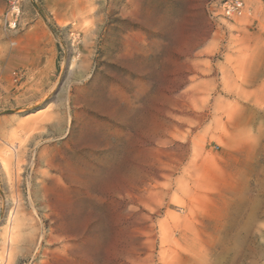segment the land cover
I'll use <instances>...</instances> for the list:
<instances>
[{
    "label": "rangeland",
    "instance_id": "obj_1",
    "mask_svg": "<svg viewBox=\"0 0 264 264\" xmlns=\"http://www.w3.org/2000/svg\"><path fill=\"white\" fill-rule=\"evenodd\" d=\"M225 1L0 0V264H264V0Z\"/></svg>",
    "mask_w": 264,
    "mask_h": 264
},
{
    "label": "bare ground",
    "instance_id": "obj_2",
    "mask_svg": "<svg viewBox=\"0 0 264 264\" xmlns=\"http://www.w3.org/2000/svg\"><path fill=\"white\" fill-rule=\"evenodd\" d=\"M25 152V151H24ZM14 153H15V156H16V159H17V162L20 160V157L19 156H21V155H18L19 153L17 152V151H14ZM11 154V153H10ZM11 156V155H10ZM13 157H11L10 159H12ZM6 159V158H5ZM14 159V158H13ZM21 164V163H20ZM4 165V164H3ZM10 165V164H9ZM3 170H4V167H3ZM108 177V175H107V173H106V171L105 170H101V169H98V170H96L95 172H94V174H92L91 176H90V178H89V182H92V181H95L96 179H100V180H105L106 178ZM12 180V179H11ZM12 211H10V213H11ZM16 215V214H15ZM14 217V216H13ZM9 219H10V217H9ZM16 219V218H15ZM19 220V219H18ZM15 221V220H14ZM10 222V221H9ZM9 222H7V223H9ZM10 225V224H9ZM19 224L17 223V222H15V223H13L12 222V226H10L11 228L9 229V232H8V239H7V241H8V243L11 245L13 242H14V240H15V238H16V236H17V233L19 232L18 231V228H19ZM7 229V230H8ZM20 229V228H19ZM29 246H31V245H29ZM13 250V249H12ZM12 256V255H11ZM11 259V258H10Z\"/></svg>",
    "mask_w": 264,
    "mask_h": 264
},
{
    "label": "built area",
    "instance_id": "obj_3",
    "mask_svg": "<svg viewBox=\"0 0 264 264\" xmlns=\"http://www.w3.org/2000/svg\"><path fill=\"white\" fill-rule=\"evenodd\" d=\"M222 8L225 16H240L242 14L243 2L242 0H226Z\"/></svg>",
    "mask_w": 264,
    "mask_h": 264
}]
</instances>
